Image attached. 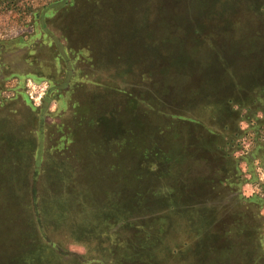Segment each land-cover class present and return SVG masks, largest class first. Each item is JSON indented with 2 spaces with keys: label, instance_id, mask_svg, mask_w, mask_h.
<instances>
[{
  "label": "rangeland",
  "instance_id": "rangeland-1",
  "mask_svg": "<svg viewBox=\"0 0 264 264\" xmlns=\"http://www.w3.org/2000/svg\"><path fill=\"white\" fill-rule=\"evenodd\" d=\"M263 33L264 0H0V264H264Z\"/></svg>",
  "mask_w": 264,
  "mask_h": 264
},
{
  "label": "trees",
  "instance_id": "trees-1",
  "mask_svg": "<svg viewBox=\"0 0 264 264\" xmlns=\"http://www.w3.org/2000/svg\"><path fill=\"white\" fill-rule=\"evenodd\" d=\"M254 30V29H253ZM253 33V32H252ZM255 34V33H254ZM260 38V40L263 42V44H264V33H263V35L261 36H259L258 37V39ZM244 39H251V38H244ZM256 39V38H255ZM118 111L115 109L114 111H113V113H117ZM110 118H113L112 116L110 117ZM110 121H112V120H110ZM117 122H119V121H117ZM259 126H263L264 127V121H261L260 122V124H259ZM258 126V127H259ZM118 127H120L119 126V123H118ZM119 131H120V128H119ZM258 134V133H257ZM257 146H260L259 144L257 145ZM256 146V147H257ZM259 148H257L256 150H255V148L253 149L254 151L248 156V158L249 157H251V158H254L255 156H256V154L257 153H259V151L260 150H258ZM229 158V157H228ZM220 174V173H219ZM193 213V215H192V217H194L195 215V213L194 212H192ZM220 248H222V253H223V255H221V257H220V259L221 260H224L225 262H227V263H237V261H239L240 262V264H245L246 263V260H247V248H246V250H244V246H242L240 243H238V244H232V242H231V240H230V238L228 239V240H225L224 242H223V245L222 246H219ZM215 249V248H214ZM261 249H262V247H261ZM239 250V251H238ZM233 251H238L239 253L238 254H235ZM251 256H252V254H251ZM262 258V257H261ZM258 259L259 258H257V257H255L254 259H252L251 260V262L250 261H248L249 263H247V264H257V261H258Z\"/></svg>",
  "mask_w": 264,
  "mask_h": 264
}]
</instances>
